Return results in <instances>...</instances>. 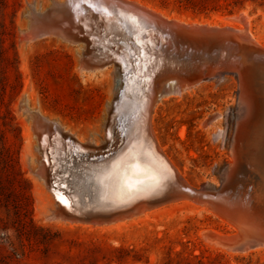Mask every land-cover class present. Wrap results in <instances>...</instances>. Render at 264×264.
Returning a JSON list of instances; mask_svg holds the SVG:
<instances>
[{"label": "rangeland", "instance_id": "rangeland-1", "mask_svg": "<svg viewBox=\"0 0 264 264\" xmlns=\"http://www.w3.org/2000/svg\"><path fill=\"white\" fill-rule=\"evenodd\" d=\"M51 1L0 0V264H264V249L227 253L208 246L201 231L231 227L187 199L158 202L147 216L134 214L119 223L48 217L56 203L35 175L40 155L29 116L36 112L68 136L55 145L61 161L68 157L71 138L87 143V150L108 153L101 141L103 120L116 86L110 67L92 72L77 68L79 42L54 35L24 38L28 12L44 10ZM135 1L183 22L204 19L221 25L224 18L244 11L250 33L264 46V0H244L240 6H234L237 0H208L207 6L216 9L206 12L178 0ZM234 78L230 73L212 76L180 96L155 99L149 108L159 148L193 187L217 184L231 159L226 119L236 102ZM128 119L138 123L141 117Z\"/></svg>", "mask_w": 264, "mask_h": 264}, {"label": "bare ground", "instance_id": "bare-ground-1", "mask_svg": "<svg viewBox=\"0 0 264 264\" xmlns=\"http://www.w3.org/2000/svg\"><path fill=\"white\" fill-rule=\"evenodd\" d=\"M80 1L52 0L47 8L51 6L56 8L51 10L48 17L41 15L47 9L46 7L44 10L31 9L28 12L29 20L27 23L29 24L27 29L23 31V36L26 40H31L38 38L37 36L43 33L44 36L54 35L57 39L69 43L79 42L77 44V46L79 45V66L77 68L80 71L92 72L100 69L99 67L111 68L109 71L111 70L116 77V86L113 91L114 94H112L113 100L106 107L107 117H104L103 120L105 139L101 140L110 151L102 153L97 151V148L96 151L91 149L92 152L90 153L91 150H87V143H75L69 137L68 150H71L68 151L67 159L61 161L57 151L59 145H55L60 141V143L65 141L68 136L65 137V133H61L53 121L42 119L36 112H33L29 119L32 123L33 137L38 145H36V150L40 155L37 162L38 167L34 170L35 175L40 183L49 189L56 203L55 209L48 216L49 218L57 217L63 221L85 222L81 218H77L85 211H95V208L106 209L111 206L124 208L125 204L129 203L134 205V214H137L138 218L140 215L145 217L149 214L148 208L152 207L146 204L147 201L162 197L166 193L178 189L180 185H186L192 189L200 188V186L196 188L183 181L179 172H176L177 169L173 167V163L159 148L150 127L149 108L153 101L155 99L159 101V99L169 95L180 96V94L205 83H200L201 80L222 73H229L222 70L220 59H209L206 62L209 67L207 66L205 70L195 68L198 71L193 74L185 75L187 68L182 69L186 65L193 68L192 62L186 65L183 63L181 69H179L180 66L177 70L174 69L175 64L170 61L171 58L169 60V57H165V52L161 49V47H165L161 45L164 34L162 31L157 32L164 26L163 21L170 22L169 26L176 29H180L181 24H189L191 27L187 31L194 35L197 32L194 25L230 26L246 33L254 46L261 49H264V46L260 45L250 33L248 17L244 11L230 17L225 15L227 18L222 20L223 24L218 25V23L211 24L213 21L210 23L204 19L183 22L180 18V20L172 18L135 0H123L124 6L122 7L130 10V13L121 10L116 11L113 7L118 4L115 3L102 5L107 9L105 12L101 10L102 7H97L93 2L90 3L86 0L84 5ZM150 13L155 14L158 21ZM46 17L49 20L52 19L51 22L54 20H59V22L55 24L56 26H53L54 24L52 26L46 25L43 23ZM143 32L145 35H141ZM181 41L183 42V39ZM189 49L192 50L193 48L190 47ZM130 52L134 53L135 60H132ZM145 56H149V60L143 58ZM253 63L256 64V62ZM237 64L246 67L250 72H254V67L247 65L243 55L235 64L224 67L235 69ZM159 67L167 68L166 70L160 68L161 71L157 72ZM236 73V76L234 75V101L236 102L235 104L233 102L234 107L230 109L229 115H226L228 117L226 119L228 120L226 138L231 159L225 165L224 173L221 174L220 178H224L227 173L232 174L237 166L240 167L241 162L248 166V164L253 165L254 160H256L258 164L264 167V135L260 140L257 141L256 139V142L246 145L247 151L244 160L240 159V154H242L240 151H243V148H236L238 132L245 131L248 133L247 130L252 127H263L259 112H256V108L253 107V99L248 97V92L245 91V84L248 81L246 75L238 70ZM153 75H155L154 78ZM203 75H206V78L203 79ZM155 81L160 84L158 88H155L156 90L154 89ZM156 94L157 97H155ZM114 111L117 115L113 118ZM145 115H147L149 123ZM130 116L141 117V120L138 123L135 121L129 123L128 118ZM117 136L120 137L119 141ZM116 140L119 142L118 144ZM98 146L100 145L98 144ZM94 147L96 148V146ZM251 149H255L254 154L251 153ZM252 155L256 158L252 159ZM245 160L247 163L244 162ZM208 185L206 183L201 188H205V190L211 188ZM64 186L70 187L71 193H66L62 188ZM57 197L67 201V206L61 203ZM89 197H97L99 200L96 203ZM72 200H74L73 205L71 204ZM201 206L213 212L208 204L202 203ZM137 217L128 220L137 219ZM117 218L119 216H113L111 219H113L112 221L116 220L115 223H119L118 220L123 222L125 219L124 217ZM104 221L96 220L92 224L95 225ZM244 229H246L245 226ZM200 233L202 239L213 250L237 253V251L228 248V244L213 240L215 237L222 236L220 231L209 229ZM257 249H264V245L252 249L244 248L239 253Z\"/></svg>", "mask_w": 264, "mask_h": 264}, {"label": "water", "instance_id": "water-1", "mask_svg": "<svg viewBox=\"0 0 264 264\" xmlns=\"http://www.w3.org/2000/svg\"><path fill=\"white\" fill-rule=\"evenodd\" d=\"M85 1L86 0H81L80 3L84 4ZM87 1L92 3V0ZM107 3L118 4L113 7L116 11L121 10L125 13L131 12L125 7H122L124 6L123 0H100L102 8H104L102 5ZM55 8L56 7L51 6L44 10L41 15L48 17L51 10ZM151 15L158 21V17L155 14ZM47 17L43 21L46 25L49 24L52 26V24H54L53 26H56L55 24L59 22V20L51 22L52 19H50V21ZM169 24L171 23L163 21L164 26H162V29H158L157 32L160 33L162 31L164 34V40L161 41V45L165 47H161V49L165 52V57H169V60L171 58L170 61H173L175 64L174 69L177 70L179 66V69H181L183 63L186 65L192 62L193 68L187 67L186 65V67L182 69L187 68V72L184 73L185 75L193 74L196 73L198 69L205 70L207 66L209 67V65L206 64L209 59H220L222 62L220 66H222L224 72H229L231 75L236 76L238 70L246 75L248 81L245 84V91L248 92V97L253 99V107L256 108V112H259V118H261L263 127H252L250 130H247L248 133L245 131L238 132L236 148H243V151H240L242 153L240 154V159L244 160L247 151L246 145L256 142V139L257 141L260 140L264 135V49L254 46L246 33L230 26L216 27L194 25L197 29L194 35L187 31L191 27L189 24H181L180 29L170 27ZM141 35H145V33L143 32ZM43 36L44 34L40 33L37 37L42 38ZM181 39H183V42ZM190 47L193 49L190 50ZM133 54L134 53L130 52L132 60H135ZM241 55L245 57L247 65L254 67V72L248 71L246 67L240 64H237L235 69L228 68L229 64H235L241 59ZM143 58L149 60V56ZM253 62H256V64ZM160 68L161 67L157 69V72L161 71V69L166 70L167 67ZM154 77L155 75H153V78ZM202 78H206V75H203ZM251 153L254 154L255 149H251ZM251 158L253 159L256 157L252 155ZM244 162L247 163V160ZM241 164L240 167L237 166V169L233 170L232 174L227 173L224 178H220L219 176L217 184L209 182L208 186L211 188H207V190L201 188V186L205 185L207 182L201 184L198 189L180 185L178 189L166 193L162 197L151 199V201H147L146 204L153 207L158 202L180 199H187L200 205L202 203L208 204L213 213L222 218L231 227L229 231L221 232L222 236L215 238L211 237L213 240L218 243L228 244V248L235 252H240L244 248L252 249L256 246H263L264 167L258 164L256 160H254L253 165L248 164V166H246ZM62 188H64L66 193H71L70 187L64 186ZM89 199L95 202L99 200L97 197H89ZM73 201L74 200L71 201L72 205ZM133 206L132 203H129L125 204L124 208L116 206H111L106 209L95 208V211H85L77 218H81V220L89 223H93L96 220H105L103 223H107L113 220L111 219L113 216H119L117 219H120V217L126 218L134 215ZM244 226L246 229H244ZM246 232L247 234H245Z\"/></svg>", "mask_w": 264, "mask_h": 264}, {"label": "trees", "instance_id": "trees-1", "mask_svg": "<svg viewBox=\"0 0 264 264\" xmlns=\"http://www.w3.org/2000/svg\"><path fill=\"white\" fill-rule=\"evenodd\" d=\"M206 1L208 0H178V2L180 3V5L183 6H189L192 9L201 11V12H206L209 10H215V6H212L211 8H209L206 4ZM244 0H237V2H234V6H240L242 5V2ZM229 4H226V6H228ZM260 5H263V3H260ZM230 12V11H229Z\"/></svg>", "mask_w": 264, "mask_h": 264}, {"label": "snow or ice", "instance_id": "snow-or-ice-1", "mask_svg": "<svg viewBox=\"0 0 264 264\" xmlns=\"http://www.w3.org/2000/svg\"><path fill=\"white\" fill-rule=\"evenodd\" d=\"M92 2L95 3L97 7H101L100 0H92ZM101 10L107 12L106 8H102ZM129 186H131V185H129ZM57 198L61 200V203H64L67 206V203H68L67 201L63 200V198H61V197H57Z\"/></svg>", "mask_w": 264, "mask_h": 264}]
</instances>
